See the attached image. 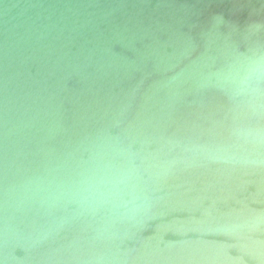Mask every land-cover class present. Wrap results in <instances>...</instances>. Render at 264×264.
<instances>
[{
  "label": "water",
  "instance_id": "obj_1",
  "mask_svg": "<svg viewBox=\"0 0 264 264\" xmlns=\"http://www.w3.org/2000/svg\"><path fill=\"white\" fill-rule=\"evenodd\" d=\"M264 0H0V264H264Z\"/></svg>",
  "mask_w": 264,
  "mask_h": 264
},
{
  "label": "clouds",
  "instance_id": "obj_2",
  "mask_svg": "<svg viewBox=\"0 0 264 264\" xmlns=\"http://www.w3.org/2000/svg\"><path fill=\"white\" fill-rule=\"evenodd\" d=\"M254 72H259L261 74H264V64L262 63H257L254 68L252 69Z\"/></svg>",
  "mask_w": 264,
  "mask_h": 264
}]
</instances>
